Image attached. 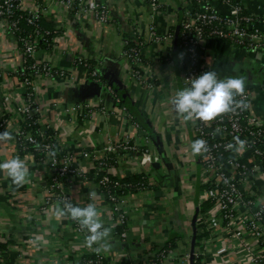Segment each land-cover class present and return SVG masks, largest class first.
Listing matches in <instances>:
<instances>
[{
    "label": "crops",
    "instance_id": "crops-1",
    "mask_svg": "<svg viewBox=\"0 0 264 264\" xmlns=\"http://www.w3.org/2000/svg\"><path fill=\"white\" fill-rule=\"evenodd\" d=\"M111 1L113 21L106 24L80 21L64 7L52 6L45 23L52 28L61 26L62 37L50 50L40 48L35 59L48 61L66 74L62 78L38 79L36 97L43 111L42 125L57 129L65 151L77 156L83 151L102 153L108 140L120 143L131 139L144 146L149 138L147 144L159 154L160 166L148 169L151 188L126 193L124 197L128 221L125 239L116 230L115 215L95 178L88 180L84 175L73 178L72 203L81 207L95 203L102 223L111 227L107 238L110 246L101 250L109 261L116 264L136 261L146 251H158L178 239L166 264H185V255L192 249L193 219L197 215L196 228L200 224L197 232L204 233L205 225L200 219H208L210 208L203 210L207 186L200 157L192 153L194 138L190 123L178 118L169 103L177 91L184 89L179 38L171 44L150 42L146 47L145 58L154 75L152 89L136 81L131 74L132 66L123 55L126 37L136 33L149 39L151 24L162 35L170 26L178 27L183 12L178 0H162L163 12L156 15L149 0ZM245 1L249 12L264 28V0ZM216 7L222 14L229 12V7L221 2ZM203 44L201 53L213 71L225 78L243 76L247 80L246 86L256 94L255 107L264 116V49L247 51L215 38ZM78 56L97 65L103 82L113 88L119 101L102 83L89 79L76 64ZM21 63L17 42L7 27L0 24V115L8 114L7 111L14 114L8 126L12 139L0 142V163L18 156L29 169L27 182L22 186L15 185L0 171V241L8 243L1 264H68L80 260L98 245L88 247L85 242L88 233L83 237L76 235L68 216L57 218L54 215L57 205L42 209L49 165L31 153L22 154L16 146V133L22 121L16 109L25 90L17 75ZM127 113L134 115L140 128L132 125ZM118 154L120 163H114L109 174L126 178L143 173L140 154L126 151ZM80 162L92 170L89 159ZM91 192L97 194L94 200L89 198ZM208 234L210 245L204 257L208 264H252L249 252L229 241L222 222ZM250 245L258 247L255 241H250ZM196 246L199 244L195 242Z\"/></svg>",
    "mask_w": 264,
    "mask_h": 264
},
{
    "label": "built area",
    "instance_id": "built-area-1",
    "mask_svg": "<svg viewBox=\"0 0 264 264\" xmlns=\"http://www.w3.org/2000/svg\"><path fill=\"white\" fill-rule=\"evenodd\" d=\"M154 15L163 12L162 0H149ZM178 5L183 12L179 32L180 64L182 68L181 82L184 88L190 86L191 78L197 77L206 71L212 70L209 63L203 57L201 49L203 43L210 38L230 43L247 51L264 49V28L256 16L249 12L245 0H178ZM221 2L229 7L227 14L217 11L216 3ZM32 3V4H31ZM30 4L26 0H0V24L7 27L11 37L17 42L22 55V63L17 73L23 77L24 93L21 105L16 113L24 119H30L37 113L40 117L34 123L42 124V110L37 101L39 78H62L65 71L52 65L48 61L35 59L36 52L45 44L48 50L57 45V40L62 37V27L47 28L43 25L50 15L53 5L64 7L73 17L80 21L92 20L101 24L113 21V3L111 0H32ZM264 21V20H263ZM149 39H143L136 33L124 39L123 55L131 64V74L136 81L152 89L154 75L150 63L145 58V49L150 42L172 43L176 37V25L170 26L164 34H160L153 24L149 27ZM76 64L81 66L89 79L102 83L113 94L116 101L119 98L111 86L104 83L97 65L90 59L78 56ZM213 71V70H212ZM220 78H225L218 75ZM255 91L245 86L243 99L246 108L237 109L217 117L210 122L200 120L189 121L194 141L205 140L208 151L201 152L200 161L204 169V183L206 190L204 199L211 201L212 206L208 211V219H200L205 225L202 232L211 231L217 223L222 222L223 231L229 241L241 249L249 252L252 264H264V116L255 107ZM4 113L0 115V133L8 130L9 123L14 114ZM127 118L138 129L140 125L133 115L127 113ZM39 135L30 129L19 126L16 133V146L26 150V142L35 145L37 153L42 154L39 161L49 165L47 179V193L42 202V209L59 205L68 199L72 202L70 186L76 175H84L86 179L95 178L102 195L110 205L115 222L119 225L126 224L125 190L132 187V183L112 179L109 169L114 163H120L121 151L140 154V167L145 176L149 175L148 169L160 161L158 153L148 146L149 138H146L144 146L136 141L126 140L114 143L108 140L102 147V153L93 154L83 151L78 156L65 151L57 138L51 141L46 137V130L52 129L51 125L45 126ZM236 138L245 141L244 148L237 151ZM232 145V147H229ZM55 150V151H54ZM55 155H50V153ZM116 153L114 163L110 165L109 159ZM33 155V154H32ZM89 159L92 171L80 165V161ZM101 172H105L100 176ZM148 189V188H144ZM118 192H121L119 194ZM79 237L85 236L86 230H82L79 223L68 216ZM204 219V220H203ZM127 228L120 232L125 239ZM255 241L257 249L250 245ZM210 245L209 235L203 237L194 252L185 255L183 263L190 264L191 259L206 257V251ZM95 249H91L85 257L82 255L78 261H70L68 264H116L107 261L106 256ZM173 251L171 246L162 248L152 261L147 264H166L169 254ZM0 249V258L2 256ZM194 262V261H193ZM201 263L208 264L203 258Z\"/></svg>",
    "mask_w": 264,
    "mask_h": 264
},
{
    "label": "clouds",
    "instance_id": "clouds-1",
    "mask_svg": "<svg viewBox=\"0 0 264 264\" xmlns=\"http://www.w3.org/2000/svg\"><path fill=\"white\" fill-rule=\"evenodd\" d=\"M189 80L190 86L177 91L169 101L174 106L178 118H183L186 122L194 120L210 122L223 114L247 107L243 99H237L238 96L243 97L245 92L247 80L243 76L220 78L215 71L209 70ZM10 139L12 136L8 130L0 133V142ZM206 143L203 139L195 140L191 145L192 153L195 155L208 151ZM236 145L239 146L237 151H240L244 148L245 141L236 138ZM50 155L54 156L55 153ZM0 171L5 172L17 186L27 182L29 169L25 161L18 156L0 163ZM96 195L95 192H91L89 198L94 200ZM62 205L54 208V215L57 218L70 216L79 223L82 230L87 231L85 242L88 247L95 244L98 245L97 251L108 250L110 245L107 238L111 234V227H105L102 223L95 203L81 207L65 199Z\"/></svg>",
    "mask_w": 264,
    "mask_h": 264
},
{
    "label": "trees",
    "instance_id": "trees-1",
    "mask_svg": "<svg viewBox=\"0 0 264 264\" xmlns=\"http://www.w3.org/2000/svg\"><path fill=\"white\" fill-rule=\"evenodd\" d=\"M43 25L47 28H52V26H48L46 25L45 21L43 22ZM45 48L46 45L45 44H42L41 48ZM17 75L19 76V78L22 80L23 77L19 75V73H17ZM133 115V114H132ZM40 117V113H37L36 115H34L32 118L30 119H22L20 125L23 126V128H27V129H30V131H32L35 136L36 135H39V132L42 131V124L41 123H34V121H36V119H38ZM134 117V115H133ZM135 119V117H134ZM136 121V119H135ZM138 122V121H136ZM139 123V122H138ZM141 126V124H140ZM145 129V128H144ZM57 133L56 131L52 130V129H48L46 130V137H48L49 140L51 141H56V144L58 143L57 142V138H56ZM21 142L19 141L18 142V145H19V150L22 154L24 153H31L35 156V158L39 161V158H41L42 154L40 153H37V151H34L35 150V145H33L32 143H28L26 142L24 145L27 146V149L26 150H23L22 149V145H20ZM55 151V150H54ZM116 153L112 154L110 156L111 159H109L110 161V165L112 163H114L115 161V158H116ZM94 172H95V169H92V171L90 172V176L92 177L94 175ZM105 172H101L100 173V176H102ZM109 174V173H108ZM111 175V174H110ZM112 179H115L117 178L116 176L114 175H111ZM149 176H145L144 173H136V174H132L126 178H120L121 180L123 181H126V182H130L132 183V187H128L126 188L125 190V195L126 193H132V192H137L139 190H142L144 188H151L152 184L149 182ZM97 181V180H96ZM119 194H121V192H118ZM212 206V202L211 201H206V203L204 204V208L203 210H206L207 208H210ZM200 226L199 222L197 223V228ZM124 228H127V223L126 224H123V225H116V230L118 232H121ZM208 232H204V233H196V244H200L201 243V240L203 239V237H208ZM7 244L8 243H4V242H1L0 241V249L2 250L3 252V249L5 250L7 248ZM178 244V239H173L169 244H166L164 248H167L168 246H171L172 248H175ZM162 249V248H161ZM160 249V250H161ZM160 250L158 251H155V252H148L146 251L139 259H137L136 261H124L122 264H147V261H152L154 259H156V257L158 256ZM153 253V254H152ZM91 254H86L85 257H89ZM204 257L200 256V257H196L193 259L194 261V264H203L201 263L202 259ZM107 261H109L107 259ZM0 264H1V258H0ZM205 264V263H204Z\"/></svg>",
    "mask_w": 264,
    "mask_h": 264
},
{
    "label": "water",
    "instance_id": "water-1",
    "mask_svg": "<svg viewBox=\"0 0 264 264\" xmlns=\"http://www.w3.org/2000/svg\"><path fill=\"white\" fill-rule=\"evenodd\" d=\"M181 17H182V12H181ZM180 17V18H181ZM181 21H182V18L180 19V22L178 24V27L176 28V41L177 39L179 38V32H180V27H181ZM155 167H158L160 166L159 163H155L154 164ZM196 221H197V215H195L194 219H193V228H194V235H193V239H192V249H191V252H194L195 250V242H196V233H197V228H196ZM191 264H194L193 262V259H191Z\"/></svg>",
    "mask_w": 264,
    "mask_h": 264
}]
</instances>
